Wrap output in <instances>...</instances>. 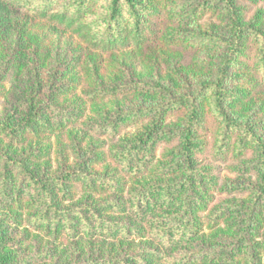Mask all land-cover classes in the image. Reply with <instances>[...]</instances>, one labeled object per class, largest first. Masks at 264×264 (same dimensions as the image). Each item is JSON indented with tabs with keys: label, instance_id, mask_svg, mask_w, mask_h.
I'll return each instance as SVG.
<instances>
[{
	"label": "rangeland",
	"instance_id": "obj_1",
	"mask_svg": "<svg viewBox=\"0 0 264 264\" xmlns=\"http://www.w3.org/2000/svg\"><path fill=\"white\" fill-rule=\"evenodd\" d=\"M81 1L91 32L105 34L112 0ZM118 1L117 20L131 22L152 0H134L133 11ZM166 6L164 33L181 44L102 55L0 0V128L17 129L32 112L68 123L58 133L0 131L5 264H264V0ZM192 111L200 122L190 166L182 142ZM146 196L156 208L142 219L134 204ZM187 201L193 213L179 239L169 227ZM99 224L128 236L101 235Z\"/></svg>",
	"mask_w": 264,
	"mask_h": 264
},
{
	"label": "trees",
	"instance_id": "obj_2",
	"mask_svg": "<svg viewBox=\"0 0 264 264\" xmlns=\"http://www.w3.org/2000/svg\"><path fill=\"white\" fill-rule=\"evenodd\" d=\"M9 4L21 8L24 12L29 15L31 18L38 22H45L52 27H59L64 29L71 34L78 36L80 40H82L87 48L93 53L97 54H115L127 51H136L140 50L146 45L154 42L161 41L164 44L172 45V44H181L182 41L175 36V34L166 35L164 33V29L166 28L167 16L169 14V10L166 6V0H152L148 5V10L146 8L139 7L141 9V14L135 11L137 4L134 3V0H125L128 7L132 12V21L131 22H119L117 20V16L119 15V1L112 0L111 2V10L110 17L108 18L109 22H107L106 33L100 34L99 32H91L90 24L85 22L84 15L86 14V9L84 8L86 5L83 1L79 0L75 4V9L72 10L71 6L66 8L59 9V0H5ZM72 10V11H71ZM112 23V24H111ZM244 47V44L243 46ZM241 45L238 44V50L242 49ZM245 49V47L243 48ZM235 52V51H234ZM222 68V74L220 76L219 82L216 84L217 87H220L226 79L225 70L226 67L230 66V60ZM256 68H261L264 72V43L260 49L259 57L256 63ZM257 74V73H256ZM222 81V82H221ZM220 90V89H219ZM217 91V106L219 111H223L221 99V90ZM124 122V121H122ZM200 120L198 119L196 112L192 111L187 121V128L185 132V138L183 140V150L182 154L185 159L190 163V166H193V160L190 158V152L193 148L199 149V144H195L193 142L192 129L193 124L199 125ZM68 127V123H64L63 121H57L56 123H46L43 122L41 117H38L35 112H32L30 116L23 121L16 128H8L3 127L0 128L5 134L11 135L13 138L20 133V131L33 133H40L43 131H52L55 133L63 132ZM148 135V134H147ZM146 136V135H145ZM145 136H139L137 142H135V149L126 152V160L128 161L130 157L137 151V148L146 140ZM263 151L261 153V170H262V185H264V145L258 144ZM144 162L138 163L143 164ZM128 165V164H127ZM125 166V165H124ZM135 171H139L137 168ZM85 183L88 187H93L92 178L85 177ZM189 181L192 182V176L190 175ZM188 181V182H189ZM189 182V184H190ZM187 183V181H186ZM149 196L144 197V199L138 200L136 204H134V211L141 213L137 216L142 218L145 216V210H154L156 208V202ZM190 202L187 201V204H183L184 208L182 209L180 215L178 214L176 219V227L174 225L169 227V233L172 231H177L176 238H182V226L188 227L191 215V208L189 207ZM182 206V207H183ZM193 213V212H191ZM195 219V218H194ZM199 219H197L198 221ZM154 222V220H152ZM195 225H199L198 222ZM100 234L109 236L112 233H120L124 234L123 236H128V229L125 226H120L119 228L116 225L107 224L101 225ZM200 227V226H199ZM202 228V227H201ZM7 257L4 255H0V264H5ZM104 264H125L123 262H106Z\"/></svg>",
	"mask_w": 264,
	"mask_h": 264
}]
</instances>
